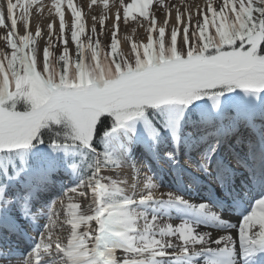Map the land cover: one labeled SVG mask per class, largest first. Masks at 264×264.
<instances>
[{
  "label": "snow or ice",
  "instance_id": "snow-or-ice-1",
  "mask_svg": "<svg viewBox=\"0 0 264 264\" xmlns=\"http://www.w3.org/2000/svg\"><path fill=\"white\" fill-rule=\"evenodd\" d=\"M155 4L0 0V264H264V0Z\"/></svg>",
  "mask_w": 264,
  "mask_h": 264
},
{
  "label": "bare ground",
  "instance_id": "bare-ground-1",
  "mask_svg": "<svg viewBox=\"0 0 264 264\" xmlns=\"http://www.w3.org/2000/svg\"><path fill=\"white\" fill-rule=\"evenodd\" d=\"M49 0H45V3H48ZM77 3H80V4H84V5H87L89 3V0H76ZM112 2V0H110V3ZM168 4H175L177 2V0H167ZM188 3H191V4H199L202 6V4H205L206 3V0H187ZM95 14H99V10H95ZM85 13L86 15H88V9L87 7L85 8ZM158 15V18H162ZM48 13H47V10H45V13H44V16L42 18H40L39 20H37L36 18L33 19V30L35 29V26L37 23H39L41 26H43L44 24H46L48 22ZM91 24V21L89 20V25ZM4 30L0 29V34L3 33ZM125 36H130L132 37L133 39L135 40H143L146 36L145 34V31L141 28H137L135 32L132 31V28H130L129 26H121L120 30H119V39L121 41V47L123 49V51L127 52L128 51V44L127 42H125L124 38ZM43 43V42H42ZM123 178H127V176L123 177ZM161 179H163V181L161 182L162 185H166L168 186V181L167 180H164V178L160 177Z\"/></svg>",
  "mask_w": 264,
  "mask_h": 264
},
{
  "label": "rangeland",
  "instance_id": "rangeland-1",
  "mask_svg": "<svg viewBox=\"0 0 264 264\" xmlns=\"http://www.w3.org/2000/svg\"><path fill=\"white\" fill-rule=\"evenodd\" d=\"M217 2H219V0H217ZM164 3H165V5H167L168 4V2H167V0H164ZM204 4H202V6H203ZM156 6V4H155V0H154V5H153V7H155ZM96 13V12H95ZM97 15H99V14H97ZM111 25H112V21H111V19L110 20H108V21H106L105 22V27H106V29H109V28H111ZM126 26L124 23H123V21H121V23H120V27H119V30H120V28H121V26ZM130 28H132L131 27V22H130V24L128 25ZM97 27H98V29H99V24L97 25ZM119 30H118V33H117V35H119ZM146 34V33H145ZM102 39L104 40V43H108V39L107 38H104V37H102ZM125 52V51H124ZM128 52V51H127ZM127 52H125V53H127Z\"/></svg>",
  "mask_w": 264,
  "mask_h": 264
}]
</instances>
